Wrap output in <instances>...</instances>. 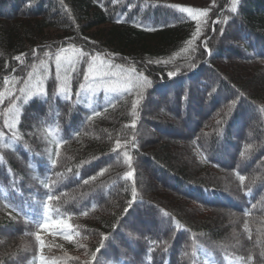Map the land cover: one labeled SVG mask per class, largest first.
<instances>
[{
  "label": "trees",
  "instance_id": "16d2710c",
  "mask_svg": "<svg viewBox=\"0 0 264 264\" xmlns=\"http://www.w3.org/2000/svg\"><path fill=\"white\" fill-rule=\"evenodd\" d=\"M172 5L210 9L194 51L186 41L197 22ZM230 9L231 0H0V91L16 93L23 133L14 150L0 145L7 192V200L0 197V264L38 258L36 240L25 234L35 227L5 206L41 210L49 190L33 177L55 182L59 200L52 204L73 213L69 222L79 226L80 235L66 244L41 231L42 254L58 264H240L241 257L264 264V0H239L237 11ZM69 45L134 67L151 81L136 116L137 90L107 99L101 91L87 106L79 88L86 83L83 62L71 74V99L59 94L55 53ZM45 52L52 56L46 96L25 102L18 89ZM170 58L166 65L148 63ZM12 65L20 66L12 72ZM5 77L20 82L5 85ZM8 104L5 97L0 111ZM53 138L65 142L57 148ZM117 140L121 148L114 151ZM49 150L59 152L55 167ZM237 172L246 177L243 185ZM104 234L109 238L93 262Z\"/></svg>",
  "mask_w": 264,
  "mask_h": 264
},
{
  "label": "snow or ice",
  "instance_id": "6c2138e0",
  "mask_svg": "<svg viewBox=\"0 0 264 264\" xmlns=\"http://www.w3.org/2000/svg\"><path fill=\"white\" fill-rule=\"evenodd\" d=\"M239 0H231V12L235 13L237 11V4ZM171 7L177 9L180 13H186L189 18L196 21L195 31L192 33V38L186 41L188 48H191L193 51L195 50L194 42L196 39L202 34V27L207 23V17L209 15L210 9L208 8H196L190 6H182V5H172ZM120 22V21H118ZM227 18L223 20L217 19L214 23H226ZM149 31L153 29H148ZM214 30V29H213ZM206 51L211 54V50L207 49V41H203ZM188 49H182L181 51H187ZM47 59H41L38 65L32 66V71L28 73V79L24 82V86L19 88L18 91L21 96L24 98V101L34 96L45 97L46 89L44 86L45 79H47L51 75V69L49 67L48 61L52 58L51 54L48 52L44 53ZM108 54H105L107 56ZM115 55V54H112ZM88 57V59H85ZM16 60L20 61L21 56H16ZM169 60H156L149 61L148 63H158V64H168L171 62ZM55 75L54 79L59 83L58 92L63 96L65 100L71 99V90L69 88L70 80L72 79V73L78 72L77 66L82 62L86 64V73L83 76V80L86 83H81L79 88L86 94L88 99V107L91 108V99L92 97L98 95L101 91L105 94V98L107 99L109 94L122 96L124 94L131 93L133 90H137V99L132 105V115H137V105L142 98L143 90L150 85L151 81L148 80L147 77H144L141 73H138L136 69L129 68L124 69L122 66L115 65L112 63L111 59H105L101 56V54L97 53L92 55L90 53L85 52L82 49L75 48L72 45H69L67 48L60 47L59 50L55 53ZM188 67H192L193 65H186ZM179 67L176 68L175 71H170L167 73L169 77L175 76L179 72ZM19 83L20 81L15 80L14 78L10 81L8 77L3 78V83L8 85L9 83ZM5 97L8 98L9 104L8 107L0 111V116H3V127H0V145L4 149L14 150V144L18 140L22 139L23 133L19 130L20 118H21V108L15 102L17 99L16 93L13 92L11 87L0 91V105L4 103ZM77 103H80L79 93H77ZM95 116H99L101 113L99 110H95L93 113ZM89 120L92 119L90 115L88 117ZM135 128V121H133L132 125ZM6 130V131H5ZM10 135V140H6V136ZM133 141H135V137L133 136ZM65 141L58 138H53L51 143L57 145V148L63 144ZM135 147L136 145L133 144ZM252 145H247L246 149H250ZM121 148L120 141H116V149ZM245 153L241 152L243 156ZM125 163L131 166L132 156L125 151L124 152ZM55 157V158H54ZM59 157V152L57 151L54 156L49 150V159L51 162V166L55 167L57 163V158ZM4 163V158L0 155V164ZM70 171V169H69ZM103 174V170L100 173ZM135 170L128 171L126 173V178L134 177ZM9 175H11V169H9ZM63 174L57 173V176L60 177ZM238 179L243 185L246 177L244 175H240L239 172L236 173ZM34 179H39L40 183L45 189H48V194L45 196L43 202L40 204V209L38 211H34L32 214L24 213L22 209H17L15 205L6 204L5 206L8 208H12L13 210H17L19 213H22L23 219L25 223H31L36 231L33 233H25L30 234L34 237L38 246V258L35 264H58V260L56 258L49 259L42 254L43 248L45 247V240L41 236V231L46 232H55L58 235H62L67 240H74L75 237L80 235L78 230V225H73L70 223L71 216L73 213L62 212L61 209L52 204L53 201L59 200V196L53 194L52 187L55 183L51 181V178L42 179L39 177H33ZM91 179H95L92 177ZM84 183H88V180H84ZM132 201L134 202L137 196L136 188H132L131 192ZM0 197H3L7 200V192L0 185ZM130 206V205H129ZM95 207V205H93ZM127 211V209H125ZM87 211L81 213V215H87ZM247 215V212H245ZM247 228V225H245ZM109 237L107 234H104L102 237V241L99 247L96 248L95 252L91 254V260L93 262L96 261V253H99L100 250L104 247V240H107ZM154 243V242H153ZM83 247V245H79ZM151 251V247L149 248ZM264 255V253H262ZM251 259V257L249 258ZM240 264H248L244 258H239ZM85 264H88L85 261Z\"/></svg>",
  "mask_w": 264,
  "mask_h": 264
},
{
  "label": "rangeland",
  "instance_id": "374dc122",
  "mask_svg": "<svg viewBox=\"0 0 264 264\" xmlns=\"http://www.w3.org/2000/svg\"><path fill=\"white\" fill-rule=\"evenodd\" d=\"M183 1H190L198 5H210L214 2V0H183ZM46 233L50 234L51 239L56 243L65 244L69 241L65 239L62 235L56 234L54 231L51 233L50 232H46Z\"/></svg>",
  "mask_w": 264,
  "mask_h": 264
},
{
  "label": "bare ground",
  "instance_id": "6f19581e",
  "mask_svg": "<svg viewBox=\"0 0 264 264\" xmlns=\"http://www.w3.org/2000/svg\"><path fill=\"white\" fill-rule=\"evenodd\" d=\"M184 2H187V3H191L194 5L193 2H190V1H184ZM196 5V4H195ZM27 62V60H25ZM22 66L25 67L26 64H24V62H21ZM20 65H16V66H11V71L14 72L16 70V68L18 69ZM62 124H63V127L67 128L68 126V119L66 120L65 118L62 119ZM212 147V146H211Z\"/></svg>",
  "mask_w": 264,
  "mask_h": 264
}]
</instances>
